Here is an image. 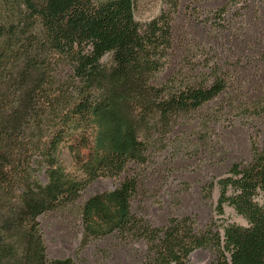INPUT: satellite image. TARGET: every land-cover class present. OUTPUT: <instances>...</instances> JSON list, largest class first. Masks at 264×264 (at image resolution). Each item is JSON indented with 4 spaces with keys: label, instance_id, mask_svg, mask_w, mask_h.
<instances>
[{
    "label": "trees",
    "instance_id": "16d2710c",
    "mask_svg": "<svg viewBox=\"0 0 264 264\" xmlns=\"http://www.w3.org/2000/svg\"><path fill=\"white\" fill-rule=\"evenodd\" d=\"M134 9V0H0V264H73L47 258L39 217L74 203L88 182L145 163L150 138L224 90L197 73L162 79L175 53L172 17L142 23ZM63 148L83 162V179L61 168ZM218 186V212L231 206L245 225L197 231L185 217L153 229L131 211L138 181L128 177L84 202L86 233L148 238L141 264H188L198 248L215 251L212 264H264V147Z\"/></svg>",
    "mask_w": 264,
    "mask_h": 264
},
{
    "label": "rangeland",
    "instance_id": "374dc122",
    "mask_svg": "<svg viewBox=\"0 0 264 264\" xmlns=\"http://www.w3.org/2000/svg\"><path fill=\"white\" fill-rule=\"evenodd\" d=\"M135 18L145 23L163 11L175 27V53L160 73H195L207 85L216 79L225 88L214 99L190 113L166 136H153L143 164L131 161L120 177L100 176L88 182L71 204L39 217V228L48 259L70 258L73 264H141L148 253V238L133 239L117 233L94 238L86 233L84 202L115 189L128 177H137L131 199L135 219L163 230L172 218H189L196 230L217 231L245 219L226 205L219 213L218 180L234 164L251 160L254 148L264 147V0H134ZM145 134H141L146 140ZM91 153L83 149L85 161ZM60 165L75 179H83V162L67 148ZM42 181H46L42 176ZM216 253L198 248L188 264H212Z\"/></svg>",
    "mask_w": 264,
    "mask_h": 264
}]
</instances>
